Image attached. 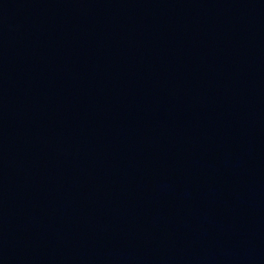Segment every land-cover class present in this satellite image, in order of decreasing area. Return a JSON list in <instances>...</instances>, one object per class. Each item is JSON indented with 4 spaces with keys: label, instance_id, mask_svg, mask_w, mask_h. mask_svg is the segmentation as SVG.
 Instances as JSON below:
<instances>
[{
    "label": "water",
    "instance_id": "water-1",
    "mask_svg": "<svg viewBox=\"0 0 264 264\" xmlns=\"http://www.w3.org/2000/svg\"><path fill=\"white\" fill-rule=\"evenodd\" d=\"M0 264H264V0H0Z\"/></svg>",
    "mask_w": 264,
    "mask_h": 264
}]
</instances>
